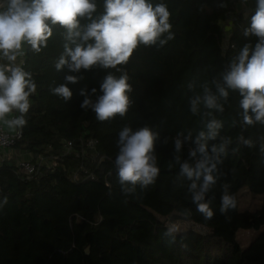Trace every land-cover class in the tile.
Listing matches in <instances>:
<instances>
[{"label": "trees", "instance_id": "1", "mask_svg": "<svg viewBox=\"0 0 264 264\" xmlns=\"http://www.w3.org/2000/svg\"><path fill=\"white\" fill-rule=\"evenodd\" d=\"M164 2L174 38L163 46L140 45L126 65L118 66L132 86V103L123 118L101 122L90 109L81 108L80 90L91 93L96 88L91 97L95 101L102 94L104 76L109 71L121 74L114 69L97 67L76 74L83 79L68 85L73 91L68 102L51 92L65 83L66 75L74 74L55 68L66 42L59 25L53 26V36L40 53L26 51L23 67L37 88L29 97L27 123L14 149L32 154L33 161L42 157L45 163L28 179L14 161H0V202L7 197L0 207V264H264V231L247 248L238 239L241 230L264 228V126H241L240 96L231 90L228 99L220 101L223 112L211 110L209 116L202 108L194 116L188 105L203 84L215 91L212 81L220 79L239 48L256 42L243 36L255 0H250L248 19L247 12L238 9V0H227V8L217 7L219 0ZM96 4L94 18L103 13L104 0ZM233 16L237 22L231 25ZM88 22L81 19L82 25ZM211 118L220 120L222 127L209 143L225 137L232 143L217 183L207 194L214 214L206 219L192 203L190 182L180 175L175 160L176 155L181 162L189 159L194 145L186 141L177 154L173 141L177 133L191 132L194 139ZM145 124L159 133L155 155L160 174L153 185L137 186L125 195L114 165L118 133L124 126ZM240 136L252 139L254 147L243 145ZM89 141L96 143L94 149L87 148ZM68 143L73 145L70 153ZM83 149L90 157L80 156ZM77 173L81 177L75 180ZM225 184L237 206L222 213ZM243 192L258 199V205L241 209ZM178 223L191 227L179 230L176 242L169 243L166 227Z\"/></svg>", "mask_w": 264, "mask_h": 264}, {"label": "clouds", "instance_id": "2", "mask_svg": "<svg viewBox=\"0 0 264 264\" xmlns=\"http://www.w3.org/2000/svg\"><path fill=\"white\" fill-rule=\"evenodd\" d=\"M247 5L249 0H239ZM255 10L250 15V23L243 29L245 38L255 37L254 45L245 43L230 61L220 79H214L215 91L207 83L201 91L189 97V111L195 116L201 109L223 112L221 100H227L229 90L240 96L241 126H264V0H255ZM104 11L94 18L97 11L96 0H0V122L8 129L23 128L29 111V97L36 92V83L31 73L23 67L27 50L40 53L46 48L53 36V26L64 29L65 44L63 52L55 62L56 70L69 73L65 83L52 87L51 92L65 102L71 100L73 91L68 86L83 79L82 70L93 68L114 69L109 71L99 86L100 95L95 101L91 98L96 88L81 89L84 97L81 108L90 109L98 121H109L119 116L125 117L132 101L129 93L132 86L129 76L121 67L126 65L140 45H165L174 38L172 33L171 12L164 0H104ZM217 7L227 8V0H219ZM249 18V12L246 14ZM81 19L88 23L82 25ZM74 45V46H72ZM192 89L193 85H189ZM19 113V115H12ZM222 127L220 120L211 118L193 139L192 133H177L174 138V151L181 153L186 141L194 147L188 151L189 159L179 164V173L190 183L188 191L196 209L206 219H211L213 211L207 194L212 190L220 176L219 166L228 155L231 138L215 141ZM159 133L151 125L132 128L124 126L118 133L114 165L121 191L128 195L135 192L137 186L146 189L153 185L160 174L155 155V144ZM238 140L245 146L254 147V142L244 136ZM167 143V139L164 141ZM264 151V143L261 144ZM220 211L235 209L237 200L229 192V185L222 186ZM7 203V197L0 207ZM179 228L176 225L166 227L164 236L169 243L176 242Z\"/></svg>", "mask_w": 264, "mask_h": 264}, {"label": "built area", "instance_id": "3", "mask_svg": "<svg viewBox=\"0 0 264 264\" xmlns=\"http://www.w3.org/2000/svg\"><path fill=\"white\" fill-rule=\"evenodd\" d=\"M250 1V0H249ZM250 8L249 6L244 7L242 12H249ZM237 22V18L235 16L231 17L229 19V23L234 25ZM24 60V58H22ZM24 66V64H23ZM14 115V114H12ZM22 138V131L21 129H6L5 125L0 124V152L1 151H8L11 149H14L18 141ZM96 146V143L94 141H89L87 143L88 149H94ZM73 145L72 143H68L67 145V153L72 152ZM78 157H90L89 151L87 149H83V151L80 153V156ZM45 163V160L40 157L36 161L33 160H19L16 165L20 173H23L28 179L33 178L37 175L40 166H42ZM83 169V167H81ZM87 173V172H86ZM81 176L79 173L75 174L74 178L75 180H78ZM89 178L94 179V176L91 174Z\"/></svg>", "mask_w": 264, "mask_h": 264}, {"label": "rangeland", "instance_id": "4", "mask_svg": "<svg viewBox=\"0 0 264 264\" xmlns=\"http://www.w3.org/2000/svg\"><path fill=\"white\" fill-rule=\"evenodd\" d=\"M248 6H249V4H248ZM13 156H10V157H8V156L7 157L6 156H4V157L0 156V161H3V159H9V160H12L15 163H17L18 160H19L18 159L19 157L14 156V159H13ZM258 203H259L258 199L256 200L250 194H247L246 192H243V194L241 196V200H240V208L241 209L253 208V207H256L258 205ZM177 226H178L179 230H181V229H186L188 227H191V224L178 223ZM263 231H264V228L261 229L260 231H258V230H250V231L241 230L238 233V239H239L241 245L243 246V248H247L250 245V243L252 242V240L258 234H260Z\"/></svg>", "mask_w": 264, "mask_h": 264}, {"label": "crops", "instance_id": "5", "mask_svg": "<svg viewBox=\"0 0 264 264\" xmlns=\"http://www.w3.org/2000/svg\"><path fill=\"white\" fill-rule=\"evenodd\" d=\"M248 4H250V1H249V3ZM248 4L247 5H242V4H240V2H239V0H238V9H240L241 11H243V9H244V7H246V6H248ZM23 58V57H22ZM21 58V59H22ZM0 124H3L2 122H0ZM4 125V124H3ZM5 128L6 129H8L7 128V126L5 125ZM12 130V129H11ZM19 153V154H18ZM16 156V157H19L18 159L19 160H33L34 159V157H33V155L32 154H26V153H24V152H22V151H19V150H17V149H11V150H8V151H1L0 152V156H8V157H10V156ZM14 156H13V159H14ZM18 160V161H19Z\"/></svg>", "mask_w": 264, "mask_h": 264}]
</instances>
